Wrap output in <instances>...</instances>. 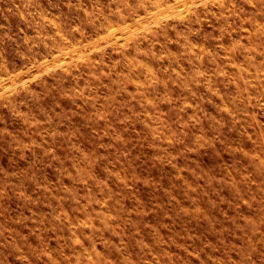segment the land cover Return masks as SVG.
Here are the masks:
<instances>
[{
    "label": "rangeland",
    "instance_id": "374dc122",
    "mask_svg": "<svg viewBox=\"0 0 264 264\" xmlns=\"http://www.w3.org/2000/svg\"><path fill=\"white\" fill-rule=\"evenodd\" d=\"M0 264H264V0H0Z\"/></svg>",
    "mask_w": 264,
    "mask_h": 264
}]
</instances>
